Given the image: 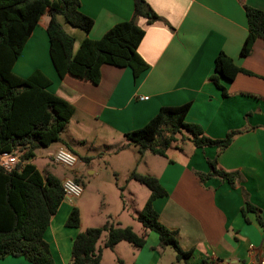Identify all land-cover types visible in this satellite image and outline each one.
Returning <instances> with one entry per match:
<instances>
[{
  "label": "crops",
  "instance_id": "1",
  "mask_svg": "<svg viewBox=\"0 0 264 264\" xmlns=\"http://www.w3.org/2000/svg\"><path fill=\"white\" fill-rule=\"evenodd\" d=\"M146 1L161 19L153 23L146 18L138 20L146 32L139 53L149 65L138 78L130 68L113 65L102 67V80L97 85L69 75L59 78L49 53L48 14L42 16L14 71L28 77L41 69L53 81L50 90L76 107L73 117L96 122L97 129L108 132L104 136L126 139L125 133L146 125L163 106L188 102L192 106L187 122L199 124L211 138L222 139L229 132L240 131L219 155L216 147L198 148L189 140L170 147L168 156L162 157L164 162L150 173L168 193L156 199L154 207L160 221L178 232L183 250L192 251L194 264H262L264 41L258 39L249 56H242L240 51L248 34L245 5L264 11V0ZM133 7V0H81V10L94 19V26L88 33L80 30L73 34L75 49L83 39H99L118 22L129 20ZM220 52L251 73H239L234 80L221 77L226 95L211 78ZM140 96L148 99L140 100ZM62 142L67 146L75 144L72 139ZM216 156L221 169L241 173L240 183L232 186L216 177L199 178L198 173L210 170L208 158ZM128 186L138 189V183L131 181L122 187L123 192H133ZM245 198L260 209L263 224L256 213H242ZM74 206L77 207L76 202L64 199L46 231L54 264H69L73 239L85 229L82 225H66ZM120 207L125 209L124 201ZM118 223L124 224L120 218ZM122 243L114 249H104L101 264H105L108 251L116 254L111 264L119 258L125 264H185L177 259L172 247L161 246L154 231L148 233L146 244L140 249ZM0 264L31 263L23 256L10 255L0 259Z\"/></svg>",
  "mask_w": 264,
  "mask_h": 264
},
{
  "label": "trees",
  "instance_id": "2",
  "mask_svg": "<svg viewBox=\"0 0 264 264\" xmlns=\"http://www.w3.org/2000/svg\"><path fill=\"white\" fill-rule=\"evenodd\" d=\"M133 6L129 20L118 22L99 39H83L75 49L76 38L65 30L58 16L62 15L70 25L90 32L94 19L82 12L81 0H0V155H20L13 170L0 166V259L10 255L23 256L31 264H54L45 234L65 194L62 180L54 174L43 175L32 160L38 149L63 141L62 133L76 113L72 103L50 90L53 81L48 75L36 69L28 77L20 76L14 71L17 61L42 16L48 14L49 53L59 78L69 75L97 85L102 80L104 65L130 68L138 78L149 67L139 53L146 32L138 20L146 18L148 23H153L161 18L146 0H133ZM245 12L248 34L240 51L244 57L253 52L258 39L264 41V11L245 5ZM239 73L250 72L220 52L211 78L226 95V88L220 83L221 77L234 80ZM191 106V102L163 106L146 125L125 133L128 145H135L140 155L148 151L167 157L170 147L187 139L198 148L216 147L219 155L241 133L232 131L225 138H211L202 126L187 122ZM207 161L210 170L198 173L201 180L216 177L232 186L242 181L238 170L221 169L217 156ZM73 179L84 187L79 178ZM129 179L150 191L142 211L136 216L143 233H136L132 226L115 225L109 219L102 226L87 227L73 239L69 264H101L104 249H114L123 241L140 249L146 244L150 231L159 235L162 247H172L176 251L178 260L194 264L192 251L183 250L178 232L168 229L160 221L154 207L156 199L168 194L160 180L135 169ZM247 212L256 213L258 221L263 224L260 209L245 198L242 213L246 215ZM66 225L80 228L78 207L72 208ZM115 264L125 262L119 258Z\"/></svg>",
  "mask_w": 264,
  "mask_h": 264
},
{
  "label": "rangeland",
  "instance_id": "3",
  "mask_svg": "<svg viewBox=\"0 0 264 264\" xmlns=\"http://www.w3.org/2000/svg\"><path fill=\"white\" fill-rule=\"evenodd\" d=\"M58 21L71 35H77L81 30L67 23L62 15L58 16ZM95 126L96 122L92 120L80 118V121H77V117H73L62 133V139H72L75 144L67 146L64 142H56L48 148H40L36 151L38 157L33 163L43 175L51 172L61 180L66 177L79 178L84 183L83 197L72 199L80 210L81 225L84 228L103 225L108 216L107 219L111 223L118 225L120 218L124 223L122 226L131 225L136 233L142 234L143 228L136 216L142 211L150 191L139 183L138 189L127 187L133 190L132 193L123 192L122 187L131 182L129 175L134 169L149 175L154 171L153 167L164 160L148 151L140 155L135 145H128L127 139H120L117 135L104 136L105 132H108ZM60 146L72 150L79 158L75 169H65L49 158ZM122 201L125 202V209L120 207ZM122 244L130 243L123 241ZM108 252L109 255L104 259L105 264H111L116 257V254Z\"/></svg>",
  "mask_w": 264,
  "mask_h": 264
},
{
  "label": "built area",
  "instance_id": "4",
  "mask_svg": "<svg viewBox=\"0 0 264 264\" xmlns=\"http://www.w3.org/2000/svg\"><path fill=\"white\" fill-rule=\"evenodd\" d=\"M140 100L148 99L147 96H140ZM18 153H3L0 155V166L6 170L11 171L14 169L16 164L19 162ZM53 160L65 169L73 170L79 162V158L72 151L65 147L60 146L55 154ZM62 186L65 194V199L72 202L73 198H80L84 193V187L76 182L73 178L66 177L62 180ZM264 264V260L261 261Z\"/></svg>",
  "mask_w": 264,
  "mask_h": 264
}]
</instances>
